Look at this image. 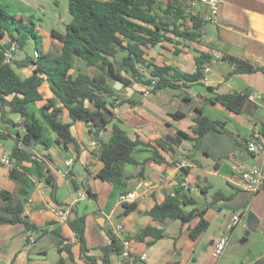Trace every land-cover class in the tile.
I'll list each match as a JSON object with an SVG mask.
<instances>
[{"label":"crops","instance_id":"1","mask_svg":"<svg viewBox=\"0 0 264 264\" xmlns=\"http://www.w3.org/2000/svg\"><path fill=\"white\" fill-rule=\"evenodd\" d=\"M218 1L219 22L206 23L201 30L199 41L173 37L172 42L165 41L144 49L145 58L152 60L153 63L171 65L188 73L195 71V60L201 53L210 55L212 59V52H217L220 57L205 64L204 67L208 70L201 84L146 92L147 88L142 84L134 83L131 87L132 91L122 94L127 97L132 96L133 100H140V104L132 106L121 102L122 97L115 99L111 110L115 118L120 119L121 126L131 137L138 135L140 139L149 141L165 134L174 135L179 130L195 135L191 130L198 108L201 109L202 114L224 123L226 133L237 144H244L249 137L251 127L255 123L264 121V104L261 101L250 99L242 110L234 113L214 102L212 100L214 93L207 88V86L213 87L220 93L257 91L264 98V0ZM24 5L26 4L22 2L17 7L21 9ZM52 5L55 10L58 7L57 0H52ZM39 6L41 9H35L43 10L44 7ZM204 9L205 7L200 4L191 12L198 14ZM186 25H190V22L187 21ZM36 30L42 35L43 53L57 54L60 51L61 42L54 38L51 32L48 35L44 33L38 23ZM5 38L0 42L2 43ZM222 56H232L243 60L254 70L236 72L234 64L223 60ZM19 69L23 71L22 76H28L32 72L33 65ZM143 72L148 74V70ZM41 91L44 98L53 96L47 82L43 83ZM41 103L31 104L29 111H36ZM175 112H182L184 117L178 119L172 117V113ZM36 115L39 117V114ZM7 117L14 121L20 119L17 114H9ZM63 120L70 119L63 114ZM42 124L45 134L53 140L52 130L43 122ZM71 131L80 145L78 156L71 144L68 146L52 144L47 151L41 146H36L30 148V151L33 154L32 157L44 159L50 173L53 174L56 185L53 190L54 197L64 207L70 206V218L85 216L84 239L88 250L85 255L95 257L96 264H101L100 246L110 242L108 230L119 225L125 230L127 236H133L139 226L151 222L149 215L144 211L152 207L155 202L163 201L166 195L172 194L181 181L189 183L191 195L197 200V208L206 209L204 217L208 222L207 228L192 239L189 231L195 226L198 218H193L186 224H181L179 220L151 222L154 226L163 228L166 235L150 244L144 241L131 243L130 254L113 255L111 264H241L243 262L264 264V157L247 153L238 157L236 150L229 156L216 160L207 154L208 149L214 145H209L206 138L200 143L199 150L194 148V141H185L178 147L176 153L160 151L165 157L164 162L148 161L144 169V178H127L124 184H112L94 176L102 167V162L90 153L94 146L91 145L92 139L89 137L85 123L74 124ZM8 132L15 136L16 129L7 126L1 120L0 110V134ZM83 133L88 135V141H84ZM104 137H108V131L104 133ZM4 140L0 138V158L10 156L14 145L12 139L13 145L6 152ZM45 153H49L54 162L46 159ZM185 153L193 155V160L196 162L187 160L183 156ZM63 154L66 156L63 157ZM133 156L138 161H143L149 158L151 153L142 150L139 146ZM11 160L12 165L3 164L0 161V191H10L14 200L21 199L24 204V213L37 226L43 227L45 232L31 231L21 224L1 225L0 264H54L60 256L57 250L59 236L56 230H59L60 235L71 244L72 257L66 259L67 264H91L81 253L80 245L68 223H61L56 217L55 206L63 207V205L53 200L51 188L43 178L33 174L30 176L27 195L21 196L18 192V182L10 176V170L15 166L14 159L11 158ZM68 160H71L69 167L66 165ZM183 160L186 162L182 167L189 166L187 175H183L180 170L179 164ZM77 162L83 171L77 168ZM62 163L63 168L59 166ZM249 164H261L263 175L259 189L251 193L247 206V210L257 216L258 225L255 231L246 236L245 211L224 209L223 203L226 200L211 203V194L219 190L227 196L236 195L241 190L240 170ZM22 165L34 171V166L30 162L24 161ZM67 169L68 175L62 176ZM124 170L127 175H135L139 168L136 165L126 164ZM72 179L78 182V189L74 188ZM208 187H210L208 192L201 193L202 188ZM83 189L86 192L89 190L95 196L78 200L77 191ZM127 192H134L136 198L133 201L135 208L125 212V206L118 197L120 193ZM2 204L4 201L0 197V205ZM40 205H45L46 208H40ZM193 207L186 206L184 210L188 212ZM234 213H242L243 216L242 221L231 229L229 225ZM225 233L229 234V242L220 257L215 259L211 256L212 249L220 235ZM30 237L33 241H30ZM143 253L147 255L145 260L140 259Z\"/></svg>","mask_w":264,"mask_h":264},{"label":"trees","instance_id":"2","mask_svg":"<svg viewBox=\"0 0 264 264\" xmlns=\"http://www.w3.org/2000/svg\"><path fill=\"white\" fill-rule=\"evenodd\" d=\"M67 1L71 20L65 25L64 32L51 31V35L61 42L60 51L53 55L43 53L41 49L42 35L36 30L34 16L11 14L5 0H0V40L9 37L19 48L24 47L28 40H33L35 51L38 52V57L26 56L21 62L13 59L14 64H6L3 62L5 45L0 42L1 120L7 126L16 129L15 136L8 132L1 133L0 138L6 139L9 136L14 140L9 157L14 159L15 166L11 168L10 176L18 182V192L21 196L27 195L30 176L34 174L44 179L51 188L53 200L61 204L53 194L56 188L53 174L50 173L44 159L32 157L30 148L41 146L47 151L52 144L58 146L71 144L78 156L80 145L71 131V127L76 123H85L90 139L95 142L90 153L102 162V167L94 174L95 178L112 184H124L127 178H144V169L148 161L156 163L165 161L160 151L176 153L178 147L185 141H194V148L199 150L204 135L210 130L226 132L224 123L202 114L198 108L191 130L195 135L179 130L174 135L165 134L154 140L144 141L138 135L131 137L111 110L115 99L121 97V102L132 106L141 103L140 100H133L132 96L123 95L126 93L125 87H132L134 83L142 84L147 88L146 92L201 84L205 76L204 66L211 60L208 54L201 53L196 58V68L191 73L182 72L171 65H157L144 56L145 48L165 41L172 42L173 37L189 41L200 40L201 30L206 22L200 13L191 12L188 0ZM187 21L190 25H186ZM222 59L234 64L236 72L254 70L249 63L238 58L222 56ZM76 61L83 62L85 67L94 71L87 72L76 68ZM28 65H33L28 76H22L17 72L16 67ZM143 70H148V74ZM115 81H122L124 90L115 89ZM44 82H47L52 97L44 98L41 91ZM207 88L214 93L212 98L214 102L234 113L242 110L250 101L249 90L220 93L213 87ZM39 102L42 103L37 110L30 112L29 106ZM9 114L19 115V121L7 117ZM36 114H39V117ZM63 114L70 120L64 121ZM172 117L183 118L184 114L175 112L172 113ZM42 122L52 130L53 140L45 134ZM260 123L264 131V121ZM107 131L108 137L105 138L104 133ZM139 146L142 150L149 151L151 156L138 161L133 153ZM44 156L54 162L49 153H45ZM183 156L196 162L193 155L185 153ZM24 161L30 162L34 166V171L22 165ZM126 164L138 166V172L135 175H127L124 170ZM180 170L183 175H187L189 166H180ZM181 183L182 181L172 194L166 195L161 202H155L144 213L149 215L151 222L159 223L179 220L181 224H186L193 218H198L195 226L189 231L190 238L194 239L208 226L204 217L206 209L197 208V200L191 195L190 187L184 188ZM72 184L78 189L79 184L75 179H72ZM209 188H202L201 193L208 192ZM87 194L95 196L89 190ZM232 196L235 194L227 196L219 190L214 191L211 194V203L228 200ZM0 197L4 201V204L0 205V226L21 224L25 229L45 232L43 227L37 226L24 213L21 199L14 200L12 193L7 190H1ZM123 204L125 212L135 208L133 202ZM186 206L194 207L186 212L184 210ZM151 222L139 226L133 236L126 238L131 243L144 241L150 244L164 237L165 230ZM67 223L85 259L91 264H96L95 257L85 255L88 251L84 239L85 216L69 217ZM55 232L59 236L57 250L60 256L54 264H67L66 259L72 257L71 244L66 242V238L60 235L59 230ZM107 235L110 242L100 246L101 264H111L112 256L123 252L121 242L111 230L107 231Z\"/></svg>","mask_w":264,"mask_h":264},{"label":"built area","instance_id":"3","mask_svg":"<svg viewBox=\"0 0 264 264\" xmlns=\"http://www.w3.org/2000/svg\"><path fill=\"white\" fill-rule=\"evenodd\" d=\"M191 8H195L198 5H203L205 9L200 13V16L206 23H212L217 24L219 22V1L218 0H188ZM5 47L3 48V62L6 64L13 63V56L14 52L17 49V44L14 40H12L9 37H6L5 40L2 42ZM34 57H38V52H34ZM220 57V55L217 52H212V59L216 60ZM208 68L204 67V73L206 75ZM205 76L203 77V79ZM202 79V80H203ZM250 99L253 101H261L264 104V98L260 93L257 91H253L250 94ZM91 145L95 146V142L91 141ZM246 146V153L247 154H254L259 155L261 157H264V131L262 129L261 123H255L251 127V131L249 134L248 139L245 141ZM0 161L3 164L6 165H12V160L9 156H2L0 158ZM185 160L180 162L179 166H183L185 164ZM71 164V160H68L66 162V165L69 167ZM68 175V169L62 173V176ZM262 175H263V167L261 164H249L245 165L240 170V176H241V190L249 191L250 193L256 192L262 181ZM181 185L184 188H187L189 186V183L187 181H182ZM88 196L87 192L83 190H78L76 197L78 200H83ZM136 194L134 192H127V193H120L118 199L121 203H131L135 200ZM55 215L58 218L59 222L61 223H67L69 217H70V206L68 207H62V206H55L54 209ZM242 213H234L231 217L230 225L229 227L233 229L236 227L241 221H242ZM112 233L118 239L122 244L123 249V255L127 256L130 254L131 251V242L126 238V232L125 230L117 225L112 230ZM30 241H33V239L30 237ZM229 242V234H221L218 241L215 243L211 256L215 259L219 258L220 255L225 250L227 244ZM141 260L147 259V255L145 253L140 255ZM241 264H248L247 262H243Z\"/></svg>","mask_w":264,"mask_h":264},{"label":"rangeland","instance_id":"4","mask_svg":"<svg viewBox=\"0 0 264 264\" xmlns=\"http://www.w3.org/2000/svg\"><path fill=\"white\" fill-rule=\"evenodd\" d=\"M22 2H24L27 6L24 5L23 8L20 9V7L17 6H19ZM57 2H58V7L54 10L52 5V0H5V3L8 6L7 9L9 13L16 15L24 14V16H34V20L36 24L38 23L42 31L47 35L53 29H56L59 32H64L65 25L71 20V15L68 10V1L57 0ZM33 4L34 5L37 4L38 6L35 7ZM39 5L44 7L43 10L40 11L41 8ZM35 8H40V9H35ZM34 52H35L34 41L28 40L27 43L24 45V47L21 48L17 47V49L14 52L13 59L15 61L21 62L26 58V56L34 57ZM75 67L84 69L87 72L94 71L92 68L85 67L84 63L81 61H76ZM16 70L19 74L23 75L22 73L23 71L21 72L19 68L16 67ZM121 89L124 90V85L121 87ZM125 91L127 90L125 89ZM82 136L84 141H88L87 134L83 133ZM4 142H5V151L7 152L10 146L13 145V140L12 138H6ZM65 156L66 154H63V157ZM59 166L63 168V163L59 164ZM77 168H80L81 171H83V168L78 162H77ZM105 229H107V227H105Z\"/></svg>","mask_w":264,"mask_h":264},{"label":"water","instance_id":"5","mask_svg":"<svg viewBox=\"0 0 264 264\" xmlns=\"http://www.w3.org/2000/svg\"><path fill=\"white\" fill-rule=\"evenodd\" d=\"M123 86L122 81H115L114 88L119 90ZM127 91H132L130 86H126ZM229 111V109H227ZM207 139L209 145H214L208 149V156L212 159H222L237 150V156L245 155L246 146L244 144H237V142L226 132H223L218 129L210 130L207 134L204 135L203 139ZM202 139V140H203ZM202 142V141H201ZM248 158L247 156L245 157ZM242 159V158H240ZM251 193L246 190H240L234 197L226 200L223 203L224 209L229 210H239L243 209L246 213V223L247 231L245 235L247 236L250 232L255 231L258 225L257 216L247 210L248 202L250 199ZM40 208H46L45 205H40Z\"/></svg>","mask_w":264,"mask_h":264}]
</instances>
